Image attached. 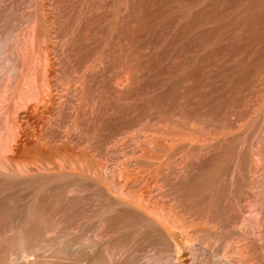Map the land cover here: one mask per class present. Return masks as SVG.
<instances>
[{
    "label": "rangeland",
    "instance_id": "374dc122",
    "mask_svg": "<svg viewBox=\"0 0 264 264\" xmlns=\"http://www.w3.org/2000/svg\"><path fill=\"white\" fill-rule=\"evenodd\" d=\"M0 264H264V0H0Z\"/></svg>",
    "mask_w": 264,
    "mask_h": 264
}]
</instances>
